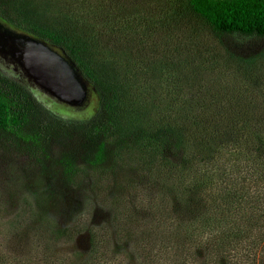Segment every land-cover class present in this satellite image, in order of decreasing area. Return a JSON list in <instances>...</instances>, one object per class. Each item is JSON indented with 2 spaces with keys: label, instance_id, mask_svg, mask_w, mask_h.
<instances>
[{
  "label": "trees",
  "instance_id": "obj_1",
  "mask_svg": "<svg viewBox=\"0 0 264 264\" xmlns=\"http://www.w3.org/2000/svg\"><path fill=\"white\" fill-rule=\"evenodd\" d=\"M94 6L60 16L52 28L30 6L0 0L3 22L57 48L98 96L89 118L63 120L0 73V149L43 170L49 165L63 197L80 171L141 170L159 185L155 224L165 231L139 236L130 253L115 219L112 231L86 232L85 250L55 255L54 242H73L72 217L66 206L64 223H57L36 203L34 224L48 230L44 245L23 258L0 255V264H106L105 257L118 255L125 264H264V0H95ZM87 47L109 61L168 63L169 73L176 71L169 121L165 107L157 123L141 118L149 86L139 83H153L146 65L133 62L122 75L98 59L92 65ZM157 68L162 72V62ZM199 73L221 77L197 87ZM168 148L178 154L174 160ZM4 211L0 201V218Z\"/></svg>",
  "mask_w": 264,
  "mask_h": 264
},
{
  "label": "rangeland",
  "instance_id": "obj_2",
  "mask_svg": "<svg viewBox=\"0 0 264 264\" xmlns=\"http://www.w3.org/2000/svg\"><path fill=\"white\" fill-rule=\"evenodd\" d=\"M17 2L21 7L30 6L35 9L43 18L44 25L52 28H57L56 23H59V17L62 15L72 16L81 12L86 14L95 8V0H17ZM29 42H37V40L0 19V73L24 86L37 102L55 116L63 120L89 118L95 112L98 102L94 89L81 79L57 48L38 41L48 52L59 57L67 65L71 78L77 83L80 92L75 96L68 94L66 98L45 88L27 71L21 61L22 47ZM85 56L92 65L97 64L95 60L98 59L97 61L105 63L108 67L116 66V70L122 75L127 66L132 65L133 62L140 66L146 65V68H149L148 77L153 78L151 80L154 86L139 83L143 88L149 86L145 91L147 99L143 102L141 118L143 121L152 120L157 123L155 121L158 109L165 107L168 109L167 121H169L168 95L169 90L173 89L171 84L175 78L172 75H175L176 71L169 73L168 63L160 59L163 66L161 72L157 68L161 62L157 63V59L146 62L135 61V58L130 57L122 58L120 61H109L107 55L94 53L92 47L86 48ZM216 75L221 77V73L209 76L195 74L197 78L195 83L200 87L205 82L215 81ZM155 76L157 78L154 80ZM148 77L146 76L149 81ZM159 90L164 91L159 92ZM165 154L168 158L170 155L172 160L174 156H178V154L171 156L169 148ZM47 186L53 190V193H45ZM158 186L156 181H150L141 170L132 167H116L103 176L80 171L73 185L67 187L69 196L63 197L55 172L49 165L43 170L39 165L14 151L0 149V201L5 206L0 218V255L23 258L35 254L36 250L42 248L40 245H44L48 230L46 227L34 224L32 205L36 203H39L43 212L48 217L54 218L57 223H64L60 214L66 206L69 217H72L69 219L72 221V234L69 235L73 242L67 244L54 242L52 252L55 255L68 254L73 246L85 250L86 232L93 230L103 234L105 229L112 231L109 222L112 223L115 219L120 220L117 225L122 226L121 234L124 240L129 238L126 243L128 246L125 244L123 248L132 253L134 250L130 242H135L139 236L144 237L152 232L156 234L158 230L165 231L164 226L159 227L155 224L160 219V214L154 209L160 202ZM165 211L169 213V206ZM115 212L118 218H115ZM104 259L107 260L106 264H125L120 255L112 259L107 256Z\"/></svg>",
  "mask_w": 264,
  "mask_h": 264
},
{
  "label": "flooded vegetation",
  "instance_id": "obj_3",
  "mask_svg": "<svg viewBox=\"0 0 264 264\" xmlns=\"http://www.w3.org/2000/svg\"><path fill=\"white\" fill-rule=\"evenodd\" d=\"M38 41L29 42L22 47L21 61L26 66L27 71L42 83H52L55 87L66 90L69 94L73 91L72 85L68 82L64 70L51 64L52 62L44 55V51ZM57 61L60 62L59 59Z\"/></svg>",
  "mask_w": 264,
  "mask_h": 264
},
{
  "label": "water",
  "instance_id": "obj_4",
  "mask_svg": "<svg viewBox=\"0 0 264 264\" xmlns=\"http://www.w3.org/2000/svg\"><path fill=\"white\" fill-rule=\"evenodd\" d=\"M42 47V49H43V51H44V55L46 56V57H48L49 59H50V61L52 62L51 64L53 65V64H57V66L58 67H60V68H62L63 70H64V73H65V75H66V78L68 79V83L70 84V85H72V87H73V91L72 92H70V94H72L73 96H75V95H78L79 94V92H80V90H79V87H78V85H77V83L76 82H74L73 81V79L71 78V73H70V71L67 69V65L63 62V61H61L60 59H59V57H57V56H55L54 54H52V53H50V52H48L47 50H46V48L45 47H43V46H41ZM57 59H59L60 60V62L59 61H57ZM55 64V65H56ZM26 67V66H25ZM27 69V68H26ZM39 83L41 84V85H43L45 88H47V89H49L50 91H52V92H56V93H58V94H60V95H62V96H65L66 98H68L67 97V95L69 94L66 90H64V89H62V88H60V87H55V85H53L52 83H42L41 81H39Z\"/></svg>",
  "mask_w": 264,
  "mask_h": 264
}]
</instances>
